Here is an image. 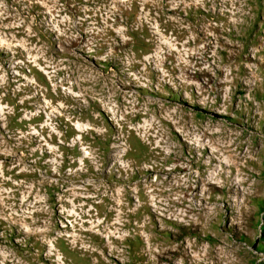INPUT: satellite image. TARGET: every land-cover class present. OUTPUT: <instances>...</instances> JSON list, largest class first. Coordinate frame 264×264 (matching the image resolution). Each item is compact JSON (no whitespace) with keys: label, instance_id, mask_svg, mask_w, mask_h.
Here are the masks:
<instances>
[{"label":"rangeland","instance_id":"374dc122","mask_svg":"<svg viewBox=\"0 0 264 264\" xmlns=\"http://www.w3.org/2000/svg\"><path fill=\"white\" fill-rule=\"evenodd\" d=\"M0 264H264V0H0Z\"/></svg>","mask_w":264,"mask_h":264},{"label":"bare ground","instance_id":"6f19581e","mask_svg":"<svg viewBox=\"0 0 264 264\" xmlns=\"http://www.w3.org/2000/svg\"><path fill=\"white\" fill-rule=\"evenodd\" d=\"M111 150H112V147L109 148V151H110V152H111Z\"/></svg>","mask_w":264,"mask_h":264}]
</instances>
